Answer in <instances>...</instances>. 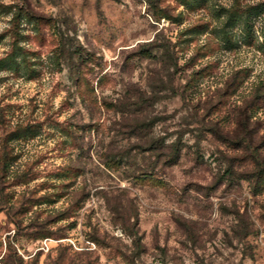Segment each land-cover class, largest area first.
I'll return each instance as SVG.
<instances>
[{
  "label": "rangeland",
  "instance_id": "obj_1",
  "mask_svg": "<svg viewBox=\"0 0 264 264\" xmlns=\"http://www.w3.org/2000/svg\"><path fill=\"white\" fill-rule=\"evenodd\" d=\"M0 264H264V0H0Z\"/></svg>",
  "mask_w": 264,
  "mask_h": 264
},
{
  "label": "trees",
  "instance_id": "obj_2",
  "mask_svg": "<svg viewBox=\"0 0 264 264\" xmlns=\"http://www.w3.org/2000/svg\"><path fill=\"white\" fill-rule=\"evenodd\" d=\"M168 145H169V149L166 152H164V154L166 155L165 161L174 162L179 155V146L177 140L168 143Z\"/></svg>",
  "mask_w": 264,
  "mask_h": 264
}]
</instances>
